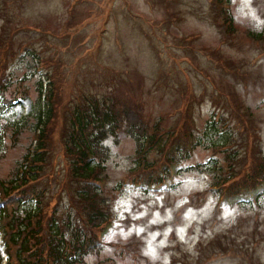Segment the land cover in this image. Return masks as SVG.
Here are the masks:
<instances>
[{
    "label": "rangeland",
    "instance_id": "374dc122",
    "mask_svg": "<svg viewBox=\"0 0 264 264\" xmlns=\"http://www.w3.org/2000/svg\"><path fill=\"white\" fill-rule=\"evenodd\" d=\"M71 1L0 0V73L5 70L9 94L22 86L30 97L0 111V179L12 178L33 139L28 131L13 135L6 124L29 112L47 71L17 60L25 45L45 68L51 61L63 106L75 94L115 93L141 105L149 133L157 129L170 143L180 119L179 139L187 138L189 127L192 138L204 142L187 158L176 154L179 174L160 192L135 179L161 173L156 168L169 143L153 148L143 158L146 167H137L141 155L133 139L119 133L105 142L102 197L112 226L87 264H264V195L250 207H236L210 192L232 171L237 178L222 185L223 192L244 190L264 175V0H228L232 32L220 26L217 0H80L70 16ZM60 125L41 185L47 198L55 195L50 207L57 202L61 211L76 187L68 184L64 120ZM225 130L229 149L204 141L205 132L216 142Z\"/></svg>",
    "mask_w": 264,
    "mask_h": 264
},
{
    "label": "trees",
    "instance_id": "16d2710c",
    "mask_svg": "<svg viewBox=\"0 0 264 264\" xmlns=\"http://www.w3.org/2000/svg\"><path fill=\"white\" fill-rule=\"evenodd\" d=\"M52 83L44 92L38 83L29 115L9 126L16 134L28 129L36 136L38 149L44 152L26 156L12 180L0 181V222L5 230L8 264H84L85 257L96 248L92 242L95 233L110 220L105 201L99 198L100 191L89 187L103 180L104 141L124 126L132 130L142 126L138 107L104 96L82 95L80 104L68 109L70 117L62 136L70 184L78 186L77 201L74 197L72 208L66 213H60L57 207L51 213L52 201H47V193L36 192L34 183L45 176L46 143L61 110L59 84ZM5 87L3 83V90ZM145 128L142 126L131 135L140 136ZM222 136L223 143L228 144L229 136ZM156 137H149L151 145ZM146 139L136 137L139 151L145 147ZM223 143L220 140L215 144Z\"/></svg>",
    "mask_w": 264,
    "mask_h": 264
}]
</instances>
